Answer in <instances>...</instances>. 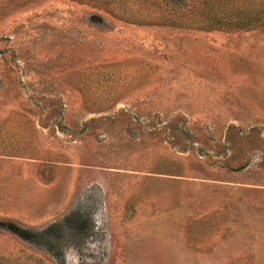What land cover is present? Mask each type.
<instances>
[{
    "label": "rangeland",
    "instance_id": "rangeland-1",
    "mask_svg": "<svg viewBox=\"0 0 264 264\" xmlns=\"http://www.w3.org/2000/svg\"><path fill=\"white\" fill-rule=\"evenodd\" d=\"M160 15L0 0V264H264V24Z\"/></svg>",
    "mask_w": 264,
    "mask_h": 264
},
{
    "label": "trees",
    "instance_id": "trees-1",
    "mask_svg": "<svg viewBox=\"0 0 264 264\" xmlns=\"http://www.w3.org/2000/svg\"><path fill=\"white\" fill-rule=\"evenodd\" d=\"M151 3L161 14L159 21L166 22L170 16L167 23L174 26L249 30L264 24V11L251 2L239 5L238 0H151ZM117 7L126 12L128 6L119 1Z\"/></svg>",
    "mask_w": 264,
    "mask_h": 264
}]
</instances>
